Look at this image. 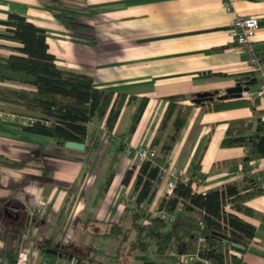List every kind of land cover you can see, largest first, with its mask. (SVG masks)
Here are the masks:
<instances>
[{"label": "crops", "instance_id": "crops-1", "mask_svg": "<svg viewBox=\"0 0 264 264\" xmlns=\"http://www.w3.org/2000/svg\"><path fill=\"white\" fill-rule=\"evenodd\" d=\"M229 1L227 8L222 0H0V34L5 33L8 14L23 16L43 30L47 51L58 67L89 76L96 89L125 96L111 137L102 139V122L92 120L87 124L88 148L84 144L82 151L5 124H22L21 116L28 112L0 100V109L16 115L12 121L0 120V155L23 162L20 167L0 165L1 257L10 262L23 250L29 264L63 263L70 257L75 264H94L96 253L117 256L108 251L111 240L132 230L126 200L133 197L140 163L134 154L144 148L156 151L151 140L164 139L157 126L167 96L181 95L184 99L179 103L190 105L167 154V166L187 179L198 162L203 176L197 183L199 192L245 176L252 160H243L241 147L220 148L219 143L234 121L254 117L258 121L262 116L264 128V97L257 98L256 115L246 106L212 111L207 105H191L196 93L219 95L236 83L247 86L248 92L257 89V76L242 62L230 33L236 17L255 18L251 42L264 57V0ZM53 8L74 13L85 28L66 29L54 18ZM16 46L0 38V57L15 53ZM31 80L0 70V90L12 94L34 92ZM141 98L146 99L145 107L129 133ZM258 166L264 170V159H259ZM130 168L133 175L123 184ZM163 196V183H159L149 207L158 205ZM41 203V214L26 222L27 209ZM242 206L246 210L236 215L252 225L254 233L240 253L241 264H264V195L249 197ZM20 224L28 231L27 242L20 243L10 234ZM47 248L61 255L46 253Z\"/></svg>", "mask_w": 264, "mask_h": 264}, {"label": "trees", "instance_id": "trees-1", "mask_svg": "<svg viewBox=\"0 0 264 264\" xmlns=\"http://www.w3.org/2000/svg\"><path fill=\"white\" fill-rule=\"evenodd\" d=\"M54 18L63 27L79 32L85 25L76 21L74 13L53 8ZM5 33L0 38L18 44L14 52L0 57V70L19 73L32 78L34 92L17 91L12 94L8 90H0V100L18 104L28 112L24 117L33 118L31 124H10L22 132L44 137H50L58 143L72 141L86 144L88 134L87 124L92 120L101 121L106 131L110 133L124 104L125 96H113L109 91L96 89L91 78L69 69L60 68L55 64V58L47 49L45 35L42 29L27 21L23 16L8 14L3 22ZM249 81L254 78L247 77ZM129 98H127L125 104ZM184 98L181 95H171L165 98L166 104L158 122L157 130L164 132V139L153 137L152 146H156L153 158L143 159L134 174L132 194L135 205L129 208L131 212V229L154 237V252L162 254L168 247L174 246L180 253L193 252L198 238L204 240L205 247L200 254L214 263L241 264L239 254L252 238L254 227L236 215L245 211L243 201L255 195H264L253 176L246 172L238 182H231L221 188L197 191L196 180L202 181L198 162L186 181L175 180L170 196L158 202V208L164 213L173 214L171 222L153 218L147 227L140 225L147 206L153 201L157 185L160 182L161 170L167 166V154L172 144L177 140L190 105L180 104ZM257 98H227L213 101L192 102L191 105H207L208 110L220 111L235 107H249L255 113ZM146 99L141 98L136 107L129 133L135 127L145 107ZM20 116V115H19ZM252 118L249 121L237 120L229 123L224 131V137L219 147H241L247 161L264 159V128L263 123ZM87 144L85 149H87ZM0 165L20 167L21 161L8 160L0 155ZM133 175V168L128 169L122 178L127 184ZM264 181V170L259 171ZM227 199L232 204L234 213L223 210V202ZM143 203L139 208L138 204ZM159 234V235H157ZM42 249L44 246H41ZM10 261H13L11 258ZM144 264H171L170 261H146Z\"/></svg>", "mask_w": 264, "mask_h": 264}, {"label": "built area", "instance_id": "built-area-1", "mask_svg": "<svg viewBox=\"0 0 264 264\" xmlns=\"http://www.w3.org/2000/svg\"><path fill=\"white\" fill-rule=\"evenodd\" d=\"M230 1L229 0H222V5L225 7H229ZM257 27L256 19L253 17H236L233 21V28L231 30V37L235 48L241 55L242 62L246 65V67L255 73L257 76L258 86L257 89L252 93L248 91H242L240 98L251 99V98H261L264 97V57H262L254 48L251 42V36ZM19 117V116H18ZM16 119V115L11 113L3 114L0 111V120L1 121H12ZM259 118V121L262 120ZM22 124H31L33 122V118L30 117H21L20 119ZM100 129L102 130V139L108 140L111 137V134L108 133L104 127V125H100ZM154 150L149 148H144L138 150L134 157L138 160L148 159L154 157ZM259 159L252 160L251 165L249 168V173L253 176L254 181L259 185L261 190H264V181L261 179L259 175V166H258ZM167 177V179H166ZM182 180L186 181L187 179L183 176L181 171H178L171 167H164L161 170L160 174V182L163 183V193L165 197H168L172 193V189L175 184V180ZM200 182V179L196 180V184ZM198 191V190H197ZM203 193V192H202ZM131 207L135 205L134 197H130L126 200ZM42 203L38 207H29L27 209V213L29 217L39 216L42 211ZM139 208L143 207V203L138 204ZM223 210L228 213H234L232 209V204L229 200L225 199L223 202ZM153 218H159L165 222H171L173 220V214H166L164 211L158 208V205H155L153 208H150L149 205L147 206L144 216L140 221V225L143 227H147L150 225L151 220ZM205 247L204 240L202 238H198L197 247L193 252L187 253H180L176 250L174 246L168 247L162 253L163 261L168 260L171 264H219L214 263L210 259L202 257L200 254L203 252ZM232 254L240 256V254L235 251L231 250ZM76 259L70 257L65 262H55L54 264H75ZM0 264H29L28 263V256L26 251L19 250L17 251L13 261H8L7 259L0 256ZM223 264H229L227 262Z\"/></svg>", "mask_w": 264, "mask_h": 264}, {"label": "rangeland", "instance_id": "rangeland-1", "mask_svg": "<svg viewBox=\"0 0 264 264\" xmlns=\"http://www.w3.org/2000/svg\"><path fill=\"white\" fill-rule=\"evenodd\" d=\"M0 111L3 114L7 113L2 109H0ZM6 224L8 226L11 225V221H6ZM146 231L147 229L141 232L132 229L127 233L116 234L109 244L108 251L111 250L113 253H117V256L107 257L96 253L94 264H144L147 257H149L150 261L162 262L164 259L163 255L154 252L156 235L154 237L146 235ZM10 234L16 240H19L20 243L27 242V237L29 235L22 224H20L15 231L12 229ZM29 238L30 237H28V239ZM47 258L50 260L52 257L47 255Z\"/></svg>", "mask_w": 264, "mask_h": 264}, {"label": "water", "instance_id": "water-1", "mask_svg": "<svg viewBox=\"0 0 264 264\" xmlns=\"http://www.w3.org/2000/svg\"><path fill=\"white\" fill-rule=\"evenodd\" d=\"M247 86H243L239 83H236L234 86L228 87L225 89L223 94H214L211 92H200L196 93L195 96L191 99L192 102H199L202 101H213L216 99H227V98H240L242 91H247ZM215 95V96H214ZM259 121V118H258ZM63 147L70 150H76V151H82L84 149V144L76 143L72 141H66L62 143ZM244 161L247 160V157L243 158ZM8 203L5 204V207H7ZM6 212V210H4ZM10 216V215H9ZM29 216H26V222H28ZM46 253L55 255L57 254L60 256V253H57L56 249L47 248L45 249Z\"/></svg>", "mask_w": 264, "mask_h": 264}, {"label": "flooded vegetation", "instance_id": "flooded-vegetation-1", "mask_svg": "<svg viewBox=\"0 0 264 264\" xmlns=\"http://www.w3.org/2000/svg\"><path fill=\"white\" fill-rule=\"evenodd\" d=\"M215 96V95H214Z\"/></svg>", "mask_w": 264, "mask_h": 264}]
</instances>
